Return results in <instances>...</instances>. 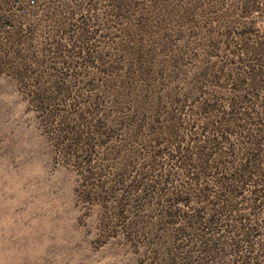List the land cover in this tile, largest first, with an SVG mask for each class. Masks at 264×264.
<instances>
[{"label":"rangeland","instance_id":"obj_1","mask_svg":"<svg viewBox=\"0 0 264 264\" xmlns=\"http://www.w3.org/2000/svg\"><path fill=\"white\" fill-rule=\"evenodd\" d=\"M36 1L0 0V264H234L214 217L264 264V0Z\"/></svg>","mask_w":264,"mask_h":264},{"label":"trees","instance_id":"obj_2","mask_svg":"<svg viewBox=\"0 0 264 264\" xmlns=\"http://www.w3.org/2000/svg\"><path fill=\"white\" fill-rule=\"evenodd\" d=\"M233 186H234V184L231 183L230 188H229L230 194L232 195V197L237 194V191H236L235 187H233ZM251 207H254V204H251ZM214 219H215V217H214ZM214 219H212L210 221V223H209L210 226L208 227V231H207V234L209 236L208 240L210 241L211 245L214 243L215 245L219 246V244H218L219 238L224 237L225 241H224L223 247H224V249L230 248L229 252L234 254V257L232 260V262H234V264H256L255 262H252V259L249 256H243V255L238 254L237 249L239 246V242H236L235 240L231 239L229 236L225 235V233L222 234V232H218L215 228V226H217V223L214 222ZM240 230L245 232L243 234V236H245V238H246V234H249L252 231H254L253 229L248 228V226L246 224H242Z\"/></svg>","mask_w":264,"mask_h":264},{"label":"built area","instance_id":"obj_3","mask_svg":"<svg viewBox=\"0 0 264 264\" xmlns=\"http://www.w3.org/2000/svg\"><path fill=\"white\" fill-rule=\"evenodd\" d=\"M37 5L36 0H15L13 9L17 14L21 16L28 15L35 6Z\"/></svg>","mask_w":264,"mask_h":264}]
</instances>
